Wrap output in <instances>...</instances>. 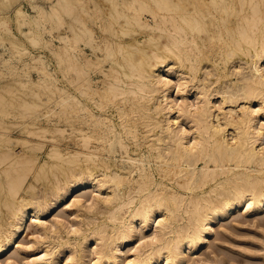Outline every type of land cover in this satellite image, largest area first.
Listing matches in <instances>:
<instances>
[{
    "label": "bare ground",
    "instance_id": "obj_1",
    "mask_svg": "<svg viewBox=\"0 0 264 264\" xmlns=\"http://www.w3.org/2000/svg\"><path fill=\"white\" fill-rule=\"evenodd\" d=\"M52 7V13L36 11L27 31L37 45L42 40L50 46L45 31L41 38L35 29L46 26L43 18H59L49 21L51 31L56 21L63 31L55 51L63 85L47 98L55 108L40 113L33 111L39 100L3 94L0 114L10 113L6 105L19 107L22 115H35L36 123L56 113L61 124L26 131L39 139L55 131L63 147L53 145L40 163L35 149L44 144L11 136L0 116V254L14 244L28 217L47 231L43 215L77 191H98L88 208L103 202L107 212L90 233L97 245L93 264H119L125 251L120 246L150 227L154 232L142 234L126 264H157L162 258L182 264L187 253L210 240L216 222L240 208L264 209V0H55ZM243 59L248 72L240 70L234 81L231 65ZM174 87L180 100L172 98ZM215 100H221L219 107ZM18 144L25 148L21 154L14 152ZM47 172L54 177L46 183ZM30 175L49 184L51 198H39ZM80 202L74 198L72 205ZM85 234L81 250L91 239ZM82 254L76 255L78 264Z\"/></svg>",
    "mask_w": 264,
    "mask_h": 264
},
{
    "label": "rangeland",
    "instance_id": "obj_2",
    "mask_svg": "<svg viewBox=\"0 0 264 264\" xmlns=\"http://www.w3.org/2000/svg\"><path fill=\"white\" fill-rule=\"evenodd\" d=\"M33 1L36 2L39 5V7L36 8L32 7L33 5L31 2ZM53 1L55 2V0H8V1L1 0V4H0V8H1L0 9V26H1L0 27V95L5 94L7 98H10L11 96L13 97L14 94H16L21 99H25L28 102L39 100L41 103L38 106V109H34L33 111L38 110L40 113L43 111L45 112L47 109H49L50 111L51 109L55 108L54 107L55 102H51V100L49 101L47 99L49 97L48 93L51 90H54L56 87L63 85V75H61L62 71L58 67L59 52H55L59 49L56 46H59L61 49V40L58 39L59 38L58 35L60 34V32L63 31L60 28V26H57V24H59V22L57 21L56 24L53 23V27L54 26L55 27L53 28L54 30L51 31L52 22H54L55 20L59 21V18L57 17L54 18L51 16L46 17V19L43 18L42 21H44L46 25L45 26L46 30L45 27H42L43 29H41V27L38 28L36 27L35 31L37 30L36 32H38L36 36H39L40 35L39 33L41 32L40 30L42 31L44 30L45 33L43 37L50 39L48 43L50 44V46L49 45L46 46L45 44H43L45 45L44 47L40 43L42 42V40H40L39 42L40 45H37L36 44L37 42L36 43L33 42L31 37L29 36L30 34L28 31H30L29 28L34 26L35 24L33 22V18L35 17L37 12L41 13V15L53 12L54 10L53 8L54 6L52 7ZM19 4H21L22 9L16 10V6ZM40 10L42 12H40ZM34 11L37 12L35 13ZM22 12L25 14H22ZM56 13H58L59 15L60 12L57 11ZM49 21L51 24L49 23ZM47 31H51L50 32L51 34ZM55 31L57 32L60 31V32L57 33ZM39 37L42 38V35ZM14 44L15 45L18 44V46H14ZM19 46L22 49L18 48ZM19 49L21 51H19ZM87 51L90 52L89 49H87ZM30 53L33 55V57L39 59L38 60L39 62L37 60H33L36 58L31 59L32 55L30 56ZM40 54L43 56V58L37 57ZM40 59H43L44 62ZM5 60L8 61V63ZM236 60L238 61V59ZM238 64L241 65L243 64L242 69H239ZM247 66L248 64L246 63V59L237 62V64H232L230 72L235 73L232 79H234V81L238 80L237 76L239 74L237 72H239L240 70L242 72H248V68H246ZM48 75H49L48 77L49 79L51 78V76L53 77L51 78L53 82L47 81ZM171 77L174 81H176L178 78L176 74H173ZM183 77L184 79H187L186 75H184ZM42 79H46V81L44 82V80ZM41 81L43 82L40 83ZM48 83H50L51 85L49 86ZM187 85L191 86L192 82H188ZM177 90L178 87L173 88L172 98L180 100V96L177 94ZM38 96L41 98L38 99ZM190 98L191 99L194 98L192 93L190 95ZM215 103L216 106L219 107L221 105V100L220 101L215 100ZM255 103L253 104V107L257 108L258 103L256 104ZM243 104H244L243 102L237 103L236 108L240 109ZM5 107L6 109L10 110V113L5 115L0 114V116L3 119V122L1 124L9 127L8 128L9 131L8 130L7 131L11 136L28 139L31 141V143L42 142L44 144L41 147L42 151L41 148L40 149L38 148L39 150L35 149L36 155L39 156L40 163H43L45 160H48V157L46 155L47 152L52 147L54 146L63 147L61 143L62 139L60 135L55 134L56 133L55 131H50V133L48 132L47 137H45V139L48 140H45L44 138L39 139L42 137H39L38 135L36 136L35 134H34L35 137L33 136V134H31L32 136L29 135L30 133L27 135L28 132L26 131L28 126H31L32 127L31 129H33L34 126H39V125L50 126L53 128L57 124H61L60 120L58 121L59 118L56 113L49 112L51 113L50 117L45 118L41 116L42 119L37 120V122L35 123L34 122L35 115L33 117L31 114L22 115L20 113L21 109L19 107H10L9 105H6ZM224 107L226 110H229L230 104H225ZM34 108H37V106L35 105ZM215 110H218V108H215ZM49 118L51 121L47 120ZM47 121H49V123ZM261 121L262 122L264 121V115ZM229 137H231V135H229ZM53 138L56 139L54 140ZM49 139L50 140L53 139V140L49 141ZM70 142L72 148L75 147L74 142L72 141ZM24 151L25 148L21 146V144L14 146V152L16 154H21ZM117 156L115 159L118 160V162L122 161L120 159L123 158L119 154V152ZM46 175H45L46 177L44 178L46 183L48 180L54 177L53 173L51 172H47ZM50 175L52 177H50ZM32 178L33 176L30 175L28 180L29 182L34 183L39 198L41 199L45 197H48V199L51 198L52 190L47 189L49 184L45 185L42 179L39 181L37 180L38 181L37 182L34 178L33 179ZM97 194H99L98 191L91 190L87 192V194H81V191H77L71 193L70 196L69 195L66 196L64 200H62L60 203H58L55 206V208L51 209L50 212L48 211L46 214L43 215L42 220L47 226L46 228L47 231H44L43 229L39 230L34 225L32 219L28 217L19 235L17 236L14 244L10 247V249L7 252L0 254V264H51L52 255L54 256L53 259V262H55L54 264H67V263L78 264L79 262L78 258L81 253H83L82 254L83 264H93V262L97 260V252H96L97 245L94 242V238H92L91 235L92 230L94 229L97 223H98L97 225H99L107 218L106 217L107 212L103 205L104 204L103 202L99 203L97 209L96 207L93 209L88 208L89 205L92 204L93 199L95 198L94 195L96 196ZM105 195L106 193H103L101 196H105ZM74 198L81 199L80 202L81 205L79 207H77L78 205L75 206L72 205ZM123 212H125L124 215L126 214V212L128 213L129 212L128 207H125V209H123ZM244 212H245L244 209L240 208L235 212V214L216 222L214 224L215 229L209 237L210 240L203 247L196 250L195 252L187 253V256L182 264H264V209L259 211H250L246 213ZM100 215H102V217ZM75 227H79L80 230L73 232V228ZM148 229L146 232L140 229L137 230L134 239L131 243L128 244L123 243L120 246V248L125 251H123L122 255L119 256L120 257L119 264H126V261L134 258L135 248L140 242L139 240L142 234L146 233L150 237V235H152V232H154L153 227H150ZM84 234L85 235L88 234L91 239L89 242H87L84 245L85 248L83 247L82 248L83 250H81L79 245L84 240ZM67 236H69L70 238H68ZM65 240L69 241L68 244L64 245V247L62 246L59 250L58 249L56 250L59 242L65 243L66 242ZM74 241L76 244H74ZM68 245H70L69 246L70 248L67 247ZM47 250L50 253L52 252V254L44 256L43 254ZM76 255H78L77 256L78 258L76 257ZM42 257L44 259H41ZM69 258L72 259L70 260ZM157 264H167V263H165L164 259L162 258L158 261Z\"/></svg>",
    "mask_w": 264,
    "mask_h": 264
}]
</instances>
